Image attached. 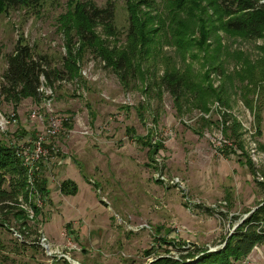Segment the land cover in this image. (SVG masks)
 Returning a JSON list of instances; mask_svg holds the SVG:
<instances>
[{"label": "rangeland", "instance_id": "1", "mask_svg": "<svg viewBox=\"0 0 264 264\" xmlns=\"http://www.w3.org/2000/svg\"><path fill=\"white\" fill-rule=\"evenodd\" d=\"M78 1L88 0H39L8 6L0 14V87L7 55L21 36L37 53L48 56L52 67L63 68L66 51L61 18ZM91 1L100 7L114 4L119 45L126 42L129 31L132 10L128 4L143 18L150 9L160 13L166 24L177 10V0H155L151 8L145 0ZM177 16L191 21L184 12ZM161 32L155 36L152 52L140 58L145 74L135 68L122 80L88 51L81 62L83 79L55 80L49 87L50 99L42 94L40 101L26 98L14 106L0 93V113H14L17 118L12 125L0 126V141L10 145L32 139L51 116L68 118L62 132L51 139L60 149L58 155L41 169L49 194L39 190L46 199L38 216L34 205L33 219L19 213L22 194L15 205L5 211L0 208V264H66V260L71 264H149L162 256L199 254L223 248L224 240L264 202L260 185L264 181L257 180L264 164L253 163L246 152L216 149L214 138L220 128L216 113L209 125L203 124L201 114L217 99L209 102L206 111L187 102L180 113L172 94L158 85L169 60L179 68L192 65L202 76L218 51V36L224 51L217 61L226 74L242 70L244 59H264L260 48L264 40L219 32L209 40L213 44L209 49L190 46L183 54L173 39L165 37L168 32ZM237 52L241 58L235 56ZM220 73L212 71L209 78L218 89L224 87V76H217ZM236 86L229 91L228 104L222 105L255 128L254 138L264 152V101L257 109L248 107ZM235 122L238 137L231 129ZM242 124L234 119L224 128L239 149L245 147ZM151 134L163 142L154 155L140 141L141 137L147 141ZM66 182L75 184L77 190L62 192L61 184ZM234 263L264 264V243Z\"/></svg>", "mask_w": 264, "mask_h": 264}, {"label": "trees", "instance_id": "2", "mask_svg": "<svg viewBox=\"0 0 264 264\" xmlns=\"http://www.w3.org/2000/svg\"><path fill=\"white\" fill-rule=\"evenodd\" d=\"M38 1L0 0V14L8 6L29 5ZM145 1L149 8L155 4V0ZM139 2L144 3L142 0ZM128 5L132 13L126 42L122 45H119V32L114 23L115 9L111 2L106 7H100L91 0L78 1L72 10L63 15L61 19L66 53L63 57L62 69L52 67L50 58L37 53L26 42L25 36H21L13 52L7 55V67L2 75L0 87L1 96L15 106L26 98L40 101L43 96L40 88L44 84V79L49 87L53 86L55 80H82L81 62L88 51L93 52L106 67L113 69L122 80H125L135 68L142 72L140 58L144 53L148 56L152 52L155 36L158 37L161 31L168 32L165 37L173 39L174 44L183 54L189 52L187 49L190 46L209 49L213 46L209 44V40L219 32L245 40H264V0H177V10L172 11V14L174 12L177 16L178 12H184L189 15L187 19L191 21L172 16L168 24L163 22L160 13L153 14L152 9L143 18L138 16L135 6ZM188 38H191L193 43L189 44ZM215 39L217 40L215 50L218 51L213 54L210 67L202 76L192 65L186 64L179 68L169 60L163 76L160 77L158 85L172 94L180 113L187 102H192L194 107L204 111L208 110L212 99L228 104L226 99H229V91L237 87L236 85L248 107L257 109L264 101V82H262L264 70L260 67H264V59L259 61L244 59L242 70L226 74L223 65L217 61L220 53L224 51V46L219 36ZM260 48L264 50L263 45ZM235 56L241 58L242 53L237 52ZM217 70L222 73L221 76H224V87L220 89L213 85L211 79L209 80L211 72ZM202 121L204 125L211 123L206 119ZM67 124L68 122L65 123ZM231 129L233 135L238 137V123L235 122ZM146 140L140 138L142 144L151 147L153 155L163 148V142L154 139L153 134ZM239 146L242 147L241 144ZM240 151L241 155H246L243 148H240ZM224 152L229 153L231 150L226 149ZM246 161L251 165L249 160ZM26 184L25 170L14 146L0 141L1 209L4 208L5 211V207L15 205V200L20 194L28 199ZM260 185L264 189V182H260ZM38 188L49 194L45 178L41 177ZM61 190L70 194L77 190V186L66 182L61 184ZM34 207L38 216L41 211L37 206ZM19 213L23 218H25L24 214L27 215V219L29 218L23 208ZM224 242V247L220 249L213 251L205 249L199 254L194 253L179 258L162 256L149 264H235L234 261L247 257L257 245L264 243V202L259 203ZM66 264L71 263L66 260Z\"/></svg>", "mask_w": 264, "mask_h": 264}, {"label": "built area", "instance_id": "3", "mask_svg": "<svg viewBox=\"0 0 264 264\" xmlns=\"http://www.w3.org/2000/svg\"><path fill=\"white\" fill-rule=\"evenodd\" d=\"M217 76L219 78L221 75ZM215 85L217 86L216 82L214 86ZM40 91L41 94H45L49 99L53 95L52 90L49 89V86L45 83L41 86ZM215 113L218 115L217 123H220V128L214 138V142L217 147L216 149L223 152L226 149H232L233 152L240 151L236 144L227 138L226 133L224 132V128L229 126L231 121H234L235 119L237 122L243 123L242 125L245 127V135L243 136L245 152L253 163L260 165L264 164V152L260 151L258 142L254 138L255 128H253L251 124L247 125L243 120L242 115L239 113L227 110L218 100L210 107V110L203 112L201 116H203L206 120H212V116ZM0 115L2 116V120L0 121L1 128H5L7 125H12L17 122L16 114L14 113L10 116H4L1 113ZM33 116L36 117L37 113L34 112ZM67 119L68 118L66 117L51 116L47 121L46 127L41 132H38L32 139L14 146L16 155L25 170L28 192V199H26L24 195H22V198L20 196L19 198H21L22 202L18 205L27 210V214L30 219H33L35 216L33 205L38 208H42L44 205L46 197L39 192L40 189L38 188V182L41 180V169L43 165L50 163L58 155L60 149L58 146L51 143V139L57 137L62 132L63 125L67 122ZM215 122L216 121H214V123ZM257 180L264 181V173L262 174L261 172H258ZM1 205L2 202L0 201V208Z\"/></svg>", "mask_w": 264, "mask_h": 264}, {"label": "water", "instance_id": "4", "mask_svg": "<svg viewBox=\"0 0 264 264\" xmlns=\"http://www.w3.org/2000/svg\"><path fill=\"white\" fill-rule=\"evenodd\" d=\"M254 210H255V209H254ZM254 210H253V211H254ZM211 251H213V250H211ZM76 264H78V263H76Z\"/></svg>", "mask_w": 264, "mask_h": 264}]
</instances>
